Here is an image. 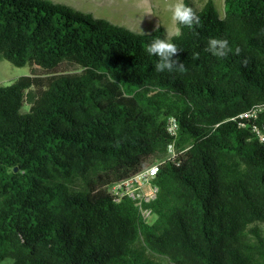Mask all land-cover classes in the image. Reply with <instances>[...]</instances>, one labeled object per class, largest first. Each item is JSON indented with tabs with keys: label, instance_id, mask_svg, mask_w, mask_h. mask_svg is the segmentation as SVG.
I'll return each mask as SVG.
<instances>
[{
	"label": "trees",
	"instance_id": "obj_1",
	"mask_svg": "<svg viewBox=\"0 0 264 264\" xmlns=\"http://www.w3.org/2000/svg\"><path fill=\"white\" fill-rule=\"evenodd\" d=\"M184 2L186 71L157 72L162 26L0 0V58L67 69L0 85V264H264V0ZM153 164L149 222L109 188Z\"/></svg>",
	"mask_w": 264,
	"mask_h": 264
},
{
	"label": "rangeland",
	"instance_id": "obj_2",
	"mask_svg": "<svg viewBox=\"0 0 264 264\" xmlns=\"http://www.w3.org/2000/svg\"><path fill=\"white\" fill-rule=\"evenodd\" d=\"M64 5L82 15L104 20L133 32H150L157 24L165 31L174 30L177 26L171 19L168 5L174 0H44ZM208 0H191L199 10ZM219 15L223 14L224 0H211ZM139 26V27H138ZM65 63H59L50 69H43L28 64L15 66L6 59L0 58V85L9 84L21 75H50L66 72ZM154 216L148 217L151 222Z\"/></svg>",
	"mask_w": 264,
	"mask_h": 264
},
{
	"label": "clouds",
	"instance_id": "obj_3",
	"mask_svg": "<svg viewBox=\"0 0 264 264\" xmlns=\"http://www.w3.org/2000/svg\"><path fill=\"white\" fill-rule=\"evenodd\" d=\"M168 11L171 14L172 21L178 26L171 31L166 29L167 31L164 38L154 36L146 45L145 50L149 56H156L158 58L155 63V70L157 72H172L173 70L184 72L186 71L184 62L179 61L178 59H173V57L181 50L175 43H173V39L182 35L179 25L188 28H192L194 25L198 26L200 25V17L192 7L184 2V0H174V3L168 5ZM139 29V32L134 33L135 35L147 36L140 27ZM158 29L159 24H157L153 30L158 31ZM206 50L218 58L227 57L229 53L233 52V49L230 47L226 38L216 37L208 38ZM235 53L238 55L240 49L236 48ZM198 56V53H193V59H197Z\"/></svg>",
	"mask_w": 264,
	"mask_h": 264
},
{
	"label": "built area",
	"instance_id": "obj_4",
	"mask_svg": "<svg viewBox=\"0 0 264 264\" xmlns=\"http://www.w3.org/2000/svg\"><path fill=\"white\" fill-rule=\"evenodd\" d=\"M254 112L255 108H251L241 115L251 116ZM256 131L260 140L264 142V132L260 130ZM157 169V164H153L131 177L112 184L109 192L116 199L123 197L130 198L135 202L142 216L148 218L151 216V210L146 205L156 198L158 192L157 185L152 184V179Z\"/></svg>",
	"mask_w": 264,
	"mask_h": 264
}]
</instances>
